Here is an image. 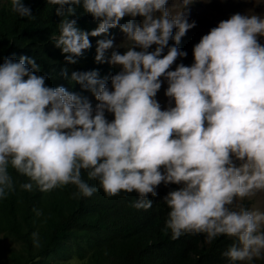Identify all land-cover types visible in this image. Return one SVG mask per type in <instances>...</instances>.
<instances>
[{
  "label": "clouds",
  "instance_id": "9594fccd",
  "mask_svg": "<svg viewBox=\"0 0 264 264\" xmlns=\"http://www.w3.org/2000/svg\"><path fill=\"white\" fill-rule=\"evenodd\" d=\"M46 2L59 6V35L52 39L67 63L75 64L92 47L90 36L115 27L126 34L127 50L113 51L106 59L114 42L97 41L95 60L121 69L111 77V87L95 70L71 74V81L92 92L95 108L64 86H47L35 58L4 59L0 198L15 190L12 171L27 179L19 185L22 190L49 192L73 185L76 198L98 190L83 178L86 173L108 197L137 192L133 207L144 210L152 207L147 197H155L161 183L181 185L163 198L170 209L165 232L170 230L171 239L206 234L211 242L225 236L234 241L223 252L231 264L264 258V211L239 203L264 193V44L259 39L264 17L233 14L195 45L186 37L195 22L189 23L182 11L171 12L169 0ZM192 2L182 0L183 8ZM10 4L20 18H34L23 0ZM78 8L100 21L91 32L69 19ZM126 16H139L142 23L121 24ZM152 45L156 48L150 52ZM187 46H194L193 64L169 70L187 56ZM161 77L168 83L166 110L155 99ZM106 112L114 119L109 121ZM33 242L39 247L38 233Z\"/></svg>",
  "mask_w": 264,
  "mask_h": 264
},
{
  "label": "trees",
  "instance_id": "16d2710c",
  "mask_svg": "<svg viewBox=\"0 0 264 264\" xmlns=\"http://www.w3.org/2000/svg\"><path fill=\"white\" fill-rule=\"evenodd\" d=\"M23 2L34 18H20L11 12L10 0H0V64L9 57L16 61L21 56L35 58L40 66L37 74L46 77L47 86H64L97 104L91 91L71 81V74L95 70L111 87V77L119 69L95 60L97 41L124 33L115 27L108 34L90 36L92 47L69 64L52 39L53 34L59 35V6L46 0ZM69 19H76L77 27L86 32L100 23L82 8ZM129 20L136 25L142 22L139 16H126L120 23ZM183 41L179 46L184 50ZM110 56L107 51L106 59ZM105 115L109 121L114 119L111 113ZM12 175L15 190L0 198V264H231L223 252L234 242L232 238L221 236L209 242L206 234H184L173 240L170 230L165 232L170 209L163 198L168 188L159 185L155 197L149 194L153 205L144 210L133 207L139 199L137 192L121 191L108 197L98 181L87 180L86 173L83 178L98 190L91 197L79 198L74 196L73 185L49 192L35 187L22 190L19 185L27 179L14 171ZM33 233H38L39 247L34 245Z\"/></svg>",
  "mask_w": 264,
  "mask_h": 264
},
{
  "label": "rangeland",
  "instance_id": "374dc122",
  "mask_svg": "<svg viewBox=\"0 0 264 264\" xmlns=\"http://www.w3.org/2000/svg\"><path fill=\"white\" fill-rule=\"evenodd\" d=\"M171 12L174 14L182 11L184 16L187 18L189 23L195 22V27L189 29L186 33L187 39L190 38V41H194L195 45L199 43L201 37L207 34L211 27L208 28L206 25L207 21L213 22L218 26L219 22L222 20L229 19L233 14L239 13L241 15H259L264 17V0H193L187 7L183 8L182 0H169L168 5ZM142 23V22H141ZM140 23V24H141ZM139 25V24H138ZM177 30V29H176ZM188 35H190L188 37ZM260 43L264 44V37H260ZM114 42V47L107 50L110 55L113 51H117L120 54H123L127 48L124 46L127 43L126 34H120L112 39ZM173 43L169 41V46H172ZM179 49L180 47L177 46ZM193 47L187 46L185 51L187 53L186 57H179L175 63L171 66L169 70H175L178 64H184L185 66H191L194 62L193 57ZM156 45H152L148 51H154ZM137 51L141 49L136 48ZM181 50V49H180ZM163 54H167V47L164 50ZM120 69V66H115ZM162 81V87L158 91L155 99L160 103L161 109L166 110L170 106V100L165 95V91L168 87L167 80L164 77L160 78ZM93 108L97 105L94 102H91ZM171 106H174V101L171 102ZM107 113V112H106ZM237 165L241 163L236 161ZM168 188L169 191L177 190L181 185L163 183L160 184V188ZM244 207L251 210H261L264 211V193H258L254 197L246 198L243 201H239ZM240 264H264V258L254 259L251 262H240Z\"/></svg>",
  "mask_w": 264,
  "mask_h": 264
},
{
  "label": "water",
  "instance_id": "95a60500",
  "mask_svg": "<svg viewBox=\"0 0 264 264\" xmlns=\"http://www.w3.org/2000/svg\"><path fill=\"white\" fill-rule=\"evenodd\" d=\"M206 25H207L208 28H210V27H211V28L216 27V25H215L213 22H210V21H207V22H206Z\"/></svg>",
  "mask_w": 264,
  "mask_h": 264
}]
</instances>
